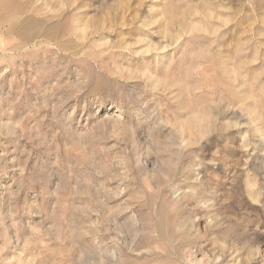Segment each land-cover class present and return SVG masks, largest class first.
<instances>
[{
    "label": "rangeland",
    "instance_id": "rangeland-1",
    "mask_svg": "<svg viewBox=\"0 0 264 264\" xmlns=\"http://www.w3.org/2000/svg\"><path fill=\"white\" fill-rule=\"evenodd\" d=\"M4 15L0 264H264V0Z\"/></svg>",
    "mask_w": 264,
    "mask_h": 264
},
{
    "label": "bare ground",
    "instance_id": "bare-ground-1",
    "mask_svg": "<svg viewBox=\"0 0 264 264\" xmlns=\"http://www.w3.org/2000/svg\"><path fill=\"white\" fill-rule=\"evenodd\" d=\"M12 4L14 5L13 2H6L5 5L2 7L3 12L4 10L6 12V11H9L10 9L13 10L14 8H16V11L18 10L21 11L22 7H17V6L14 7ZM0 24L7 25L10 33L17 34V36L19 35L22 41V44H25V45L28 42H30L32 38L40 34L38 29L35 28V26L39 24V22H36L33 19V17H26L25 19H19V17H16L15 15L10 16V17H7L6 15H4L3 17H0ZM60 26L61 24L58 23V24L53 25L52 27H49L47 29V34H49L51 38H53V36L55 35V32L59 30ZM47 37L50 38L48 35Z\"/></svg>",
    "mask_w": 264,
    "mask_h": 264
}]
</instances>
